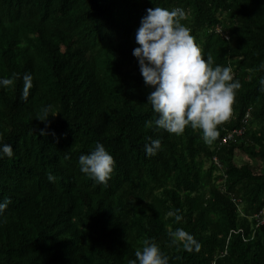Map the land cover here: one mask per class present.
Listing matches in <instances>:
<instances>
[{"label":"trees","instance_id":"trees-1","mask_svg":"<svg viewBox=\"0 0 264 264\" xmlns=\"http://www.w3.org/2000/svg\"><path fill=\"white\" fill-rule=\"evenodd\" d=\"M155 6L183 8L202 54L240 81L212 144L198 129L174 135L150 123L151 89L132 50ZM261 62L264 0H0V76L33 77L26 100L21 78L0 88V142L13 148L0 159V201L10 200L0 264H128L145 239L169 264H264ZM45 105L58 112L47 122L37 119ZM149 137L161 142L154 156ZM97 141L116 161L106 187L77 163ZM238 151L251 161L238 163ZM176 228L199 250L171 245Z\"/></svg>","mask_w":264,"mask_h":264},{"label":"clouds","instance_id":"clouds-1","mask_svg":"<svg viewBox=\"0 0 264 264\" xmlns=\"http://www.w3.org/2000/svg\"><path fill=\"white\" fill-rule=\"evenodd\" d=\"M185 18V10L180 7L146 9L135 31L138 46L133 48L132 55L138 61L144 84L151 89L147 103L156 114L150 122L153 130L181 135L186 127H190L200 130L204 142L212 144L219 135L218 126L232 115L241 84L234 78L230 67L214 65L211 56L202 54L191 29L182 23ZM258 70H264V62L260 63ZM16 78L23 80L20 98L26 100L33 87V77L28 72L22 77L18 73L11 77L0 76V88L14 86ZM259 85L264 90V77L260 78ZM51 110V105L43 106L37 119L47 122L50 116L58 113ZM41 134H45L44 130ZM148 139L149 143L144 145L145 153L154 156L161 148L160 139ZM5 156L12 157L13 148L9 143L0 142V159ZM77 163L81 173L105 187L116 165L112 154L99 141L90 152L80 154ZM46 177L49 182L57 179L51 172H47ZM9 203L8 198L0 201V216ZM181 219V215H175L176 221ZM168 236L171 245H180L186 251L200 248L193 235L183 228L170 231ZM134 256L135 259H129L128 264H169V257L149 239L143 241Z\"/></svg>","mask_w":264,"mask_h":264},{"label":"built area","instance_id":"built-area-1","mask_svg":"<svg viewBox=\"0 0 264 264\" xmlns=\"http://www.w3.org/2000/svg\"><path fill=\"white\" fill-rule=\"evenodd\" d=\"M249 116V113L246 114V118ZM243 134V128H235L227 133L224 138L225 142L236 141ZM215 161L219 167H222V164L215 158ZM264 222V219L262 220Z\"/></svg>","mask_w":264,"mask_h":264},{"label":"rangeland","instance_id":"rangeland-1","mask_svg":"<svg viewBox=\"0 0 264 264\" xmlns=\"http://www.w3.org/2000/svg\"><path fill=\"white\" fill-rule=\"evenodd\" d=\"M236 161L238 163H243L244 161H251V160L248 154H244L243 152L238 151L236 156Z\"/></svg>","mask_w":264,"mask_h":264}]
</instances>
